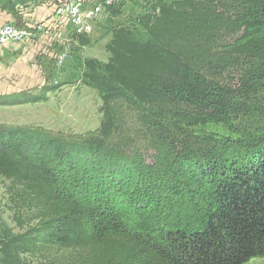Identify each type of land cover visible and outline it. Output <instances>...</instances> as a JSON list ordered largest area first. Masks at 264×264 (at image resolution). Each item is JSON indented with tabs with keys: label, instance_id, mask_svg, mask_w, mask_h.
<instances>
[{
	"label": "trees",
	"instance_id": "1",
	"mask_svg": "<svg viewBox=\"0 0 264 264\" xmlns=\"http://www.w3.org/2000/svg\"><path fill=\"white\" fill-rule=\"evenodd\" d=\"M121 10L111 9L112 17ZM137 25L148 42L132 27H116L107 61H84L87 71L102 70L108 82L97 137L66 149L57 139L0 130V177L38 209L35 227L0 240V264H29L26 256L47 249L69 251L63 264H248L264 258V141L257 137L264 134V0L159 1ZM89 42L80 38L78 46ZM181 92L195 101V110L175 98ZM125 102L141 109L139 133L156 151L146 166L147 185L158 179L181 185L179 160L201 157L188 174L210 185L200 217L187 210L181 224L158 230L161 218L142 217L147 208L139 213V203L134 214L122 213L127 203L118 192L130 181L127 170L145 168L144 154L129 151L132 140L121 128L118 111ZM214 119L238 121L247 131L235 133L238 142L223 151L216 141L189 138L179 126L206 127ZM178 148L185 153L177 160ZM49 162L70 169L90 164L82 185L94 183L91 198L103 204L64 192ZM212 166L220 169L217 181L209 176ZM67 183L79 184L75 178ZM78 192L85 195L82 187Z\"/></svg>",
	"mask_w": 264,
	"mask_h": 264
},
{
	"label": "rangeland",
	"instance_id": "2",
	"mask_svg": "<svg viewBox=\"0 0 264 264\" xmlns=\"http://www.w3.org/2000/svg\"><path fill=\"white\" fill-rule=\"evenodd\" d=\"M37 1L41 0L6 2L0 0V6L17 15V11L21 8ZM159 1L170 0H126L119 15L105 19L96 25L89 37L90 42L85 46H72L61 62L58 56L65 46L45 37L30 41L29 45L8 52L2 47L0 49V130H23L39 137L57 139L66 145V149L97 137L104 119L101 97L106 92L108 82L102 70L98 69L94 74L87 71L84 61L95 60L100 63L107 61L109 55L106 45L111 38L112 29L116 27H132L141 41L148 42V37L138 27L137 21L141 16L153 13ZM175 98L182 101L183 105L190 106L191 110H195V101L185 93L181 92ZM123 106L118 111V118L125 132L124 137H129L132 140L130 146H134L128 149L131 152L144 154L145 168L133 172L127 170L130 181L120 186L118 192H121L122 198L126 199L127 203V208H124L122 213L128 215L131 211L134 214V207L139 203L140 206L137 207L139 213L142 208H147L146 212H142V217L152 219L154 215H158L161 218L157 226L158 230L181 224L185 219L184 216H187V210L192 212L190 215L193 214V217H200L205 206L209 205L208 195L205 194L208 197L206 198L202 193L210 191V185L202 179L195 180L188 174L191 163L201 164L197 161V158L201 157L194 155L195 162L186 160L177 162L179 164L177 170L181 173L178 175L180 178H177L182 181L181 185L168 182L164 186L162 183H165V179L154 180L152 186L147 185L148 174L151 171H148L146 166L153 163L152 157L156 151L148 147V139L146 141L139 133V131L142 132L138 113L141 109L137 110L136 105L134 107L126 102ZM187 113L190 114L189 108ZM185 124L186 121L179 126L187 131L189 138L196 136L206 139L207 142L216 141L217 144H221L223 151L227 148L226 144L238 142L235 133L247 131V128L238 121L222 123L214 119L208 123V126L197 128H186ZM257 137H260L258 141H264V134H259ZM251 146H245V150ZM178 149L175 154L177 160L185 153ZM125 154L127 155V152ZM236 156L239 157V154L236 153ZM247 158L248 154L241 155V160L246 161ZM48 165L54 175L53 182L64 187V192L83 202L103 204L101 201L98 202L97 197L91 198L89 188L94 183L88 182L85 185L88 175L84 176V171L87 170L90 173V164L78 165L72 169L66 166V163L62 165L64 168H59L58 165L55 167V162L53 164L49 162ZM211 168L209 176L217 181L216 172L220 169L214 166ZM151 177L150 175V180ZM74 178L76 182H79L78 185L67 183ZM83 179L85 183L82 185ZM160 183L164 187L158 188ZM81 187L85 195L78 192ZM19 192L20 187L11 188L10 181L0 177V240L5 235H20L23 231L37 225L35 216L38 214V209L23 202L18 196ZM111 193L112 191L109 192ZM136 194H138L137 197ZM133 197L136 198L135 202ZM104 199L108 203V199ZM110 203L113 207L116 206L114 194L111 195ZM188 206H190L189 209H187ZM68 257L69 251L57 252L50 249L27 256L29 264H63ZM248 264H264V258L253 259Z\"/></svg>",
	"mask_w": 264,
	"mask_h": 264
},
{
	"label": "built area",
	"instance_id": "3",
	"mask_svg": "<svg viewBox=\"0 0 264 264\" xmlns=\"http://www.w3.org/2000/svg\"><path fill=\"white\" fill-rule=\"evenodd\" d=\"M46 20L31 25L4 23L0 27V49L10 44H21L48 38L65 46L58 56L61 61L80 38H89L96 25L112 17L111 9H122L126 0H52ZM27 257V256H26Z\"/></svg>",
	"mask_w": 264,
	"mask_h": 264
},
{
	"label": "crops",
	"instance_id": "4",
	"mask_svg": "<svg viewBox=\"0 0 264 264\" xmlns=\"http://www.w3.org/2000/svg\"><path fill=\"white\" fill-rule=\"evenodd\" d=\"M52 0H41L35 3H29L25 7L17 11V15H14L0 6V27L4 23H13L15 25H31L34 22H40L47 19L50 14V5ZM30 41L21 44H10L4 46L8 51H12L15 48H21L22 46L29 45ZM18 51V50H17Z\"/></svg>",
	"mask_w": 264,
	"mask_h": 264
}]
</instances>
